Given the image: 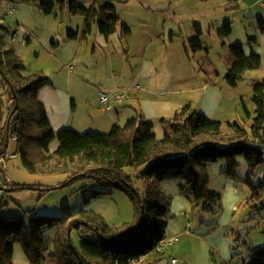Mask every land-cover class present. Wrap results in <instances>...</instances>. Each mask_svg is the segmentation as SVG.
Instances as JSON below:
<instances>
[{
    "label": "trees",
    "instance_id": "obj_1",
    "mask_svg": "<svg viewBox=\"0 0 264 264\" xmlns=\"http://www.w3.org/2000/svg\"><path fill=\"white\" fill-rule=\"evenodd\" d=\"M23 1L32 2L45 15L56 14L59 8L62 16L67 11L69 16L82 17L81 32L69 30L70 39L86 37L95 25L105 36L116 32L119 25L123 37L131 33L109 2L86 7L79 0ZM1 29L7 30L0 23ZM230 31L227 23L223 33ZM198 33V37L185 40L188 53L205 49L200 30ZM250 41V45L257 43V38ZM231 53L236 60L237 78L263 65L262 56L247 53L241 42L231 46ZM25 70L13 42L0 32V159L8 157L9 143L14 138L18 153L31 172L67 173V183L93 179L103 189L96 190L88 200L118 189L131 199L136 213L132 222L122 226L112 225L97 211H74L69 205H64L62 217L41 215L35 210L8 215L5 209L9 202L0 194V264H14L16 244L21 245L31 264H41L46 258L56 264H131L142 257L147 258V264H153L152 254L155 261L164 254L157 250V244L166 236L170 213L161 182L168 178L184 180L182 190L190 192L194 206L206 209L221 200L220 194L209 189L208 169L209 163L219 159H225L228 168L235 169L239 166L238 157L244 156L249 167L246 182L252 191L250 199L263 197L264 180L254 184L250 177L264 163V79L252 84L255 117L251 135L239 121L231 124L233 133L224 134L221 121L186 105L173 117L161 119L164 134L158 136L154 124L138 111L125 123H115L107 133H81L68 127L56 131L39 98L41 88L53 85V81L42 72L25 74ZM55 140L59 146L51 151ZM134 178L145 184L143 193L135 186ZM31 188L16 184L12 191ZM52 227L56 228L54 248L45 238ZM73 232L78 233L79 245L74 242ZM250 264H264V247L252 250Z\"/></svg>",
    "mask_w": 264,
    "mask_h": 264
},
{
    "label": "rangeland",
    "instance_id": "obj_2",
    "mask_svg": "<svg viewBox=\"0 0 264 264\" xmlns=\"http://www.w3.org/2000/svg\"><path fill=\"white\" fill-rule=\"evenodd\" d=\"M79 1L86 7L90 6L89 0ZM263 2L264 0H203V3L196 2V10L190 11L203 19L214 15L220 22L215 28L203 26L201 39L205 45L204 50L195 54L187 52L191 56V62L188 65L185 63V104L191 103L195 110H202L208 118L221 121L224 134L234 131L231 124L235 121L243 123L250 132L254 121L252 84L264 79ZM8 7L14 8L15 12L10 14ZM59 10L57 8L56 14L45 15L32 2L1 0L0 23L7 30L1 29L0 32L13 42L16 52L23 58L25 74L42 72L60 91L73 92L78 104L77 111L72 107L71 100L62 97L64 103L59 110L62 112L60 116L64 127L81 133L88 130L107 133L111 129V120L115 119V123L123 124L128 112L117 107L105 110L107 104L102 103L99 92L112 93L103 87L109 82L114 83V79H120V75L116 73L113 76L110 69L106 68V60L101 57L103 52L98 47L95 56L93 48L97 43L94 35L89 36L82 45L68 39L69 30L81 32L84 20L80 16H69L67 11L62 12V16ZM226 23H229L230 33H223ZM95 28H98L97 25ZM15 32H18L19 39L12 41ZM27 34L30 35L31 42L27 39L26 43H22ZM190 37L187 35L185 38L187 40ZM254 37L258 38V45L249 43L253 42L250 38ZM238 42H242L246 48L253 47L262 56L263 65L259 69L248 70L237 78L231 46ZM97 63L101 66L98 67ZM87 81L91 84H87ZM231 81L236 82V85ZM205 82L220 90L216 105L212 100H205ZM114 91L127 94L120 89ZM243 103L252 116L247 114ZM128 110L127 108L126 111ZM58 146L57 140L51 144L53 151ZM17 147L16 139H11L8 157L0 159V189L4 190L5 200L9 202L6 214L21 215L35 210L41 215L62 217L64 205H69L74 211H97L116 226L134 220L135 206L123 191L110 189L108 194L88 200L96 190L103 189L95 180L67 183V173L31 172L23 163ZM238 158L239 166L235 169H229L225 159L208 165L209 189L217 190L222 197L220 201L210 203L206 209L194 206L193 196L187 190H182L184 180L168 178L160 184L168 197L170 208L166 234L168 237L177 234L176 247H185V251L188 249L196 253L199 257L197 264H250L252 250L264 247V195L256 201L250 199L252 191L246 182L249 177L248 163L244 156ZM251 180L255 184L264 180V164L258 172L255 171ZM16 184L32 188L14 192L12 188ZM134 184L141 193L144 192L145 184L142 180L134 178ZM47 188L51 189L45 190ZM55 233L56 228L52 227L45 235L50 248H54ZM72 235L74 242L79 245L78 233L73 232ZM168 252L167 250L162 254L157 262H154L152 254L150 263L168 264ZM145 258L131 264H147ZM13 261L14 264H31L19 244L15 245ZM41 264L56 263L46 258Z\"/></svg>",
    "mask_w": 264,
    "mask_h": 264
},
{
    "label": "crops",
    "instance_id": "obj_3",
    "mask_svg": "<svg viewBox=\"0 0 264 264\" xmlns=\"http://www.w3.org/2000/svg\"><path fill=\"white\" fill-rule=\"evenodd\" d=\"M89 1V7L100 1L114 4L121 18V24H127L131 29V33L123 37L121 25H119L116 32L105 36L100 33L99 28L94 26L92 32L86 37L68 39L72 43L82 45L89 36L94 35L97 43L93 48L95 56L99 48L103 52L101 57L106 60V68L110 69L113 76L116 73L120 75V79H114V83L109 82L103 88L111 90L112 94L117 93L114 90L120 89L127 92L128 95L118 106L114 107L128 112V114H125L127 119L134 115L136 111L141 112L146 121L154 124L155 133L158 136H163L164 127L161 119L173 117L177 110L186 105H191V103L185 104L184 96L185 63L188 65L191 62V56L185 50V37L187 35L191 36L190 38L198 37V30H200L201 37L204 31L203 26L215 28L216 24L220 22L219 19H216L214 15H209L203 19L195 15L194 12H190L196 10V2L203 3V0ZM28 42H31L30 35ZM254 44H259L258 38L257 43ZM74 47L76 48V46ZM245 49L250 54L255 52L251 46L245 47ZM232 62L235 65L236 60L233 58ZM97 65L98 67L101 66L100 63H97ZM231 82L236 85V82ZM87 84H91L90 81H87ZM204 87L207 91L205 100H212L216 105L217 96L220 97L219 88L212 87L209 82H205ZM62 97L71 100L72 107L77 111L78 104H76V98L72 91L62 92L53 82V85H46L39 92V98L44 103L51 125L56 131L64 128L63 120L61 121L62 116H60L62 112L59 110L63 106L62 103H64ZM243 107L247 114L252 116L248 113L244 103ZM127 108L128 111H126ZM199 111L205 114L202 110ZM237 112L239 113L238 110ZM115 122V119L111 120V127ZM247 131L251 135L252 126L251 131ZM50 150L53 151L51 146ZM263 164L257 168V172ZM250 178L252 179V177ZM251 182L254 183L253 180ZM160 188L165 194L161 186ZM211 191L220 194L222 197V194L217 190L211 189ZM165 235L168 237L166 233ZM172 236L177 237V239L168 249L169 257H177V264L180 262L197 264L199 261L198 255L188 249L185 251V247H176L175 243L178 240V235L174 234ZM154 262L157 261L154 260Z\"/></svg>",
    "mask_w": 264,
    "mask_h": 264
},
{
    "label": "built area",
    "instance_id": "obj_4",
    "mask_svg": "<svg viewBox=\"0 0 264 264\" xmlns=\"http://www.w3.org/2000/svg\"><path fill=\"white\" fill-rule=\"evenodd\" d=\"M0 4H1V0H0ZM8 12H10V14H13L15 12L14 8L8 7ZM29 38V35L27 34V36L22 39V43H26L27 39ZM19 39V35L18 32L14 33V38L13 40H17ZM100 99L102 101L103 104H107L105 106V110L111 109L114 106H118L128 95L126 93H109L107 91H100ZM112 99V103H110V100ZM4 190L0 189V194H3ZM0 200H1V196H0ZM177 239V237L172 236V237H164L162 238L158 244H157V250L161 253H166L167 250L170 248V246L175 242V240ZM178 262V258L175 256H171L170 260L168 261V264H177Z\"/></svg>",
    "mask_w": 264,
    "mask_h": 264
},
{
    "label": "water",
    "instance_id": "obj_5",
    "mask_svg": "<svg viewBox=\"0 0 264 264\" xmlns=\"http://www.w3.org/2000/svg\"><path fill=\"white\" fill-rule=\"evenodd\" d=\"M17 106V105H16ZM18 117V116H17ZM142 210H143V207H142Z\"/></svg>",
    "mask_w": 264,
    "mask_h": 264
}]
</instances>
